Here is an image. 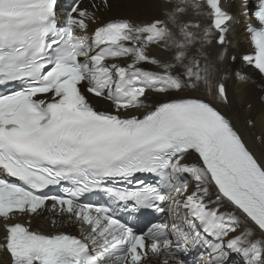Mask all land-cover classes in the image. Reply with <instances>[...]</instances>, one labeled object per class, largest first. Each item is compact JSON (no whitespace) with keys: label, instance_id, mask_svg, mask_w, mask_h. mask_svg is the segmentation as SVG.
<instances>
[{"label":"snow or ice","instance_id":"1","mask_svg":"<svg viewBox=\"0 0 264 264\" xmlns=\"http://www.w3.org/2000/svg\"><path fill=\"white\" fill-rule=\"evenodd\" d=\"M205 6L209 25L183 19ZM108 7L0 0L6 264H188L194 251L192 264H264V152L221 110L204 54L213 39L226 51L234 17L220 0H168L163 19L101 22ZM253 15L241 59L264 80V0ZM49 214L75 234L32 228Z\"/></svg>","mask_w":264,"mask_h":264},{"label":"bare ground","instance_id":"2","mask_svg":"<svg viewBox=\"0 0 264 264\" xmlns=\"http://www.w3.org/2000/svg\"><path fill=\"white\" fill-rule=\"evenodd\" d=\"M111 7L107 11L99 13L100 21H106L113 18H128L133 23L151 20L155 17L163 19V13L166 11V5L153 0H115L111 1ZM198 16L194 22L203 23L201 15L194 14L191 10L183 17L186 19ZM187 22V21H186ZM230 43L226 47V51L221 48H216L213 43L206 44L204 54L212 62L216 69L215 80L223 81L228 94L229 103L221 105L223 113L233 120L235 126L240 130L248 145L253 148L258 154L264 152V143H261L260 137H264V80L255 74L250 68L241 66L237 61L233 64L228 62V55H237L241 52H246L244 37L240 34V29L236 25H232V30L228 34ZM154 55H166L157 48H153ZM224 52L225 59L219 60V54ZM201 64L204 63L200 57ZM243 73L248 76V79L241 81L237 79V74ZM150 98L155 101L163 99L153 94H149ZM196 96H206L211 100L212 97L207 95L206 91H198L193 93ZM96 100L95 98H92ZM106 102H102L104 106ZM252 121L253 123H248ZM51 217H37L32 219V222L37 228L44 232L52 231H68L75 232V229L68 227L53 228L49 223ZM7 257H0V264H6ZM162 262V259L155 258L154 264L157 261Z\"/></svg>","mask_w":264,"mask_h":264}]
</instances>
